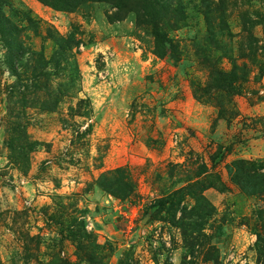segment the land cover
I'll return each mask as SVG.
<instances>
[{"label": "rangeland", "instance_id": "obj_1", "mask_svg": "<svg viewBox=\"0 0 264 264\" xmlns=\"http://www.w3.org/2000/svg\"><path fill=\"white\" fill-rule=\"evenodd\" d=\"M199 3L0 0V264H264V0Z\"/></svg>", "mask_w": 264, "mask_h": 264}, {"label": "trees", "instance_id": "obj_2", "mask_svg": "<svg viewBox=\"0 0 264 264\" xmlns=\"http://www.w3.org/2000/svg\"><path fill=\"white\" fill-rule=\"evenodd\" d=\"M145 1L148 2V5L150 7V12L148 13V15L150 14V17H151V18L149 17L150 24L152 22H156L155 20L157 19L161 21L162 19L166 18L165 15H174L182 23H184L188 19V14L185 16L186 10L188 8L183 4V0H145ZM223 4H224V0H219V3H215L213 0H200L199 5L193 6L194 9H192L195 14L197 12L200 13L203 16V19L205 20L204 22L207 24V26L211 27V31L208 33V35L212 38H215V32L213 31V28H212V24H213L212 22H214L217 14L218 15L221 14L220 19H218L219 25L225 28V24L223 22L226 16H224V13H223V9H224ZM51 5L54 7H57L53 4ZM11 26L12 25L10 21L8 20V18L4 17V14L0 8V34L2 36V42L4 46L6 47V49H8L9 51H12L13 46H14V52H15L16 51L15 46H17L16 31H14V29H12ZM246 168L248 170L251 169L252 171L259 170V171L264 172V164H255L252 162L251 163L250 162L249 163H244V162L233 163L230 167H228V173L230 177L232 178V182H234L238 187L242 186L240 182H241L243 173ZM203 169H204L203 165L196 168L195 175H194L196 179L198 178L200 179V177L205 173ZM255 175H258V174H255ZM198 182L199 181H196V185L199 184ZM243 187H244V184H243ZM189 195H191V197L196 200V207H198L199 210L206 211L205 215L203 216L208 217L209 215H212V213L214 212V208L208 205V203H207V207L209 206L208 208L206 207V205H203L204 199L202 198L200 193L198 194L192 193ZM258 195H261V194H258ZM165 204L166 205L169 204L168 205L169 213L174 212L173 201H170L169 203L165 202ZM162 207L163 206H159V207H156V209H161ZM260 211L262 210H258L257 212H260ZM259 215H260V220L262 221L260 223L264 224V215H262L261 212L259 213ZM203 216H201V218H203ZM199 218L200 217H198V220Z\"/></svg>", "mask_w": 264, "mask_h": 264}]
</instances>
